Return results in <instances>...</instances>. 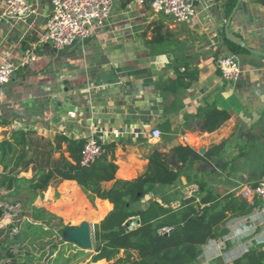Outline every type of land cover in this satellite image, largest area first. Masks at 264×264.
Masks as SVG:
<instances>
[{"label": "crops", "instance_id": "crops-1", "mask_svg": "<svg viewBox=\"0 0 264 264\" xmlns=\"http://www.w3.org/2000/svg\"><path fill=\"white\" fill-rule=\"evenodd\" d=\"M29 1V16L10 18L4 14L7 0H0V66L19 64L32 50L37 54L0 90V140L17 130L28 132L27 144L17 145L24 161L16 173L32 178L40 169L37 157L39 162L50 157L42 151L51 152V160L62 153L69 157L66 143L55 149L58 134L113 144L120 180L144 173L156 149L171 154L176 146H189L206 158L183 167L186 174L204 179L214 193L230 192L254 204L250 213L229 217L227 235L204 245L202 255L209 244L228 241L227 249L211 253L206 264H230L251 249L264 248V200L252 188L264 174V56L243 47L240 53L233 51L225 33L233 12L226 13L229 0H193L197 14L189 22L155 12L151 0H113L105 26L60 50L39 42L53 0ZM229 29L249 47L264 51V0H241ZM228 54L240 58L241 74L234 83L225 81L217 66V59ZM210 108L230 113L211 132L203 128V112ZM155 129L161 137L152 136ZM186 174L174 184L155 185L132 209H146L154 200L173 208L186 198L199 201V185ZM28 188V183L21 184L23 192ZM9 192L2 190L3 195ZM5 200L0 205L21 207L19 196ZM34 204L65 223L93 226L113 209L107 199L92 203L68 179L50 185ZM20 210H10V222ZM112 263L103 259L88 264Z\"/></svg>", "mask_w": 264, "mask_h": 264}, {"label": "trees", "instance_id": "trees-1", "mask_svg": "<svg viewBox=\"0 0 264 264\" xmlns=\"http://www.w3.org/2000/svg\"><path fill=\"white\" fill-rule=\"evenodd\" d=\"M235 4L236 0L228 1L227 15ZM232 47L235 53L243 50L235 44ZM203 117V128L211 132L229 119L230 113L210 108ZM27 135L28 132L17 130L11 138L0 140V164L4 168L0 174V199L6 198L8 203L9 197L21 198V210L14 220L0 226V264H88L103 259L113 261L112 264H197L204 245L228 234L229 217L246 215L254 208V204L230 192L214 193L204 179L186 174L185 170L206 157L182 145L173 148L171 154L156 149L149 155L144 173L132 180H120L116 179L118 164L113 144H103L104 153L85 166L81 153L87 139L58 134L55 149L66 143L69 157L62 153L51 160V152L42 151L43 156L48 153L50 157L41 162L37 157L40 169L32 178L20 177L16 168L24 161V154H19L17 145L27 144ZM174 160L182 165L176 166ZM183 174L189 182L198 183L199 201L196 197L186 198L179 208H173L154 200L146 209H132L155 185L174 184ZM65 179L76 181L92 203L101 198L113 204V209L94 225V247L90 252L79 242L64 239V231L70 226L45 207L34 204L50 185ZM113 180V186L105 187L106 182ZM23 183L29 185L26 192L21 190ZM4 188L10 190L9 194H2ZM24 193L26 196L20 197ZM7 208L0 205V221ZM230 264H264V248L251 249Z\"/></svg>", "mask_w": 264, "mask_h": 264}, {"label": "built area", "instance_id": "built-area-1", "mask_svg": "<svg viewBox=\"0 0 264 264\" xmlns=\"http://www.w3.org/2000/svg\"><path fill=\"white\" fill-rule=\"evenodd\" d=\"M113 0H53V8L48 17L46 31L40 43H50L56 49H65L76 41L86 39L97 26H105L112 11ZM152 9L171 16L177 22H189L197 14L193 0H151ZM33 12L29 0H7L4 11L10 18H25ZM37 59L34 50L27 53L19 64L3 63L0 66V90L8 84L20 67H25ZM217 66L225 81L234 83L241 74L240 58L228 54L217 59ZM159 129L152 136L159 138ZM104 153L103 143L95 137L87 138L81 153L82 165L88 166ZM254 194L264 200V174L253 185Z\"/></svg>", "mask_w": 264, "mask_h": 264}, {"label": "rangeland", "instance_id": "rangeland-1", "mask_svg": "<svg viewBox=\"0 0 264 264\" xmlns=\"http://www.w3.org/2000/svg\"><path fill=\"white\" fill-rule=\"evenodd\" d=\"M22 197H24V194L22 195ZM17 208H21L19 206L17 207H10V208H7L8 211H7V215L4 216L1 221H0V226H4L6 225L7 223L10 222L11 220V213H10V210L13 211L14 209H17ZM64 224L66 225H69L70 228L66 229L64 231V239L66 240H69V241H78L79 240V230L80 228L84 225V224H89L90 225V228H91V235H92V229H93V224L92 223H88V222H85V223H82V222H79V223H65ZM215 242H213L212 244H209L207 247H206V251L205 253L202 255V257L200 258L199 262L197 264H206L208 261H206L209 257V255L213 252H217L218 250H226L227 249V243L228 241L227 240H218L216 241V243L214 244ZM214 244V245H213ZM93 247H94V244H93V239H92V244L90 247L87 248V251L90 252L93 250ZM212 248V251L210 252L209 249ZM215 250V251H214ZM52 251V250H51ZM50 251V253L52 254V252ZM233 255L234 254V251H229L228 252V255ZM227 255V256H228ZM215 261V260H214ZM213 262V261H211ZM218 262H221L218 260Z\"/></svg>", "mask_w": 264, "mask_h": 264}, {"label": "water", "instance_id": "water-1", "mask_svg": "<svg viewBox=\"0 0 264 264\" xmlns=\"http://www.w3.org/2000/svg\"><path fill=\"white\" fill-rule=\"evenodd\" d=\"M240 2H241V0H239V2L235 6L232 14L228 18V21H227L226 27H225L226 37L232 43H234L236 45H239V46L245 48L246 50H248V51H250L252 53L264 56V51L256 50V49H253V48L249 47L240 36L230 32L229 25H230L231 19H232V17H233V15H234V13H235V11H236V9H237V7H238ZM51 8H53V4L51 5ZM78 233H79V240L77 242H79L81 244V246L84 247V248L90 247L91 244H92L90 225L89 224H84L80 228Z\"/></svg>", "mask_w": 264, "mask_h": 264}]
</instances>
